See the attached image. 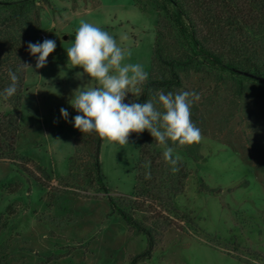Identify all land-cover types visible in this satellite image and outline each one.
<instances>
[{
    "label": "rangeland",
    "instance_id": "374dc122",
    "mask_svg": "<svg viewBox=\"0 0 264 264\" xmlns=\"http://www.w3.org/2000/svg\"><path fill=\"white\" fill-rule=\"evenodd\" d=\"M35 12L40 33L57 46L45 67L35 68L36 54L25 68L16 154L33 175L0 161V215L7 221L0 245L9 244L3 264H127L145 249L146 237L134 235L111 212L108 198L94 190L90 154L98 134L74 127L73 117L82 113L71 103L81 90L100 85L71 64L66 49L84 21L131 51L122 66L141 64L150 74L161 12L153 0H49L37 3ZM182 79L183 91L200 96L194 103L202 118L203 160L175 148L186 167L182 193L167 199V189L157 186L140 198L135 216L157 223L159 233L151 257L138 264H264L262 86L244 81L239 92L231 75L206 71L191 70ZM130 91L125 103L136 102L141 92L139 85ZM7 109L0 101V113ZM139 144L148 151L141 164ZM164 151L165 145L153 146L145 135L126 145L102 139L100 173L111 195L133 202L128 195L137 178L149 184L157 176L155 167L166 166ZM147 171L151 179H145ZM202 183L213 191L202 189Z\"/></svg>",
    "mask_w": 264,
    "mask_h": 264
},
{
    "label": "trees",
    "instance_id": "16d2710c",
    "mask_svg": "<svg viewBox=\"0 0 264 264\" xmlns=\"http://www.w3.org/2000/svg\"><path fill=\"white\" fill-rule=\"evenodd\" d=\"M49 0H0V101L8 104V109L0 113V161H7L19 172L32 176L28 167L20 163L16 154V143L21 133L19 112L25 90V68L23 63L32 62L27 45L37 43L39 29L36 24V5L47 4ZM161 12L155 29L152 48V70L148 80L140 87L139 99L144 103L158 99L159 93H178L183 91V74L194 72L227 73L235 81L237 89L243 90L244 81L257 83L264 91V0H153ZM9 69L19 75V88L15 95L5 98L4 90L10 85ZM254 75V76H252ZM157 110L164 112L162 105L156 103ZM191 120L196 127L201 125L196 105L191 109ZM147 137L153 146L157 141L146 129L142 133H130L129 138ZM102 138L97 135L93 140L90 154L92 161L91 180L94 190L108 198L111 212L118 214L131 228L134 235L146 237V247L130 257L127 264H138L151 257L156 245L157 223H146L135 216L140 198L152 189H167V199L182 193L186 174L184 162H179V171L173 173L166 162L165 167H155L157 176L149 184L137 178L132 194L133 202L127 197L110 193L105 185L99 164ZM167 146L180 149L194 161L203 160L198 153V144L179 145L170 139ZM139 163L148 153L144 145L137 146ZM139 168V167H138ZM140 169V168H139ZM155 178L157 180H155ZM158 186V187H157ZM161 186V188H160ZM201 188L213 191L201 184ZM7 224L0 215V234ZM8 243L0 245V264H3L8 251Z\"/></svg>",
    "mask_w": 264,
    "mask_h": 264
},
{
    "label": "clouds",
    "instance_id": "9594fccd",
    "mask_svg": "<svg viewBox=\"0 0 264 264\" xmlns=\"http://www.w3.org/2000/svg\"><path fill=\"white\" fill-rule=\"evenodd\" d=\"M56 46L55 40L51 39H45L42 43H28L30 54H39L36 69L47 65V58ZM66 50L71 64L81 66L84 73L100 85L81 90L75 96L71 105L82 115L73 117L74 127L83 134L95 132L100 138L119 145L129 144L130 133L140 134L147 129L159 144L165 145L164 159L173 173L178 172L180 157L175 154L174 147L167 146V141L170 139L179 145L200 143L201 131L193 124L190 111L193 103L200 99L199 94L194 91L160 92L158 99L125 103L127 94L132 93L130 89L145 83L149 73L141 64L122 66L121 61L125 55L131 56V51L125 52L111 35L84 21L77 30L74 45ZM8 75L11 83L4 90L6 99L16 94L20 79L17 72L11 69ZM156 103H160L165 111L157 110ZM60 113L67 121V109L62 107ZM145 179H151L150 171L145 173Z\"/></svg>",
    "mask_w": 264,
    "mask_h": 264
},
{
    "label": "built area",
    "instance_id": "2783aa9c",
    "mask_svg": "<svg viewBox=\"0 0 264 264\" xmlns=\"http://www.w3.org/2000/svg\"><path fill=\"white\" fill-rule=\"evenodd\" d=\"M40 37H41L42 39H45V38H46V36H45L43 33H40Z\"/></svg>",
    "mask_w": 264,
    "mask_h": 264
},
{
    "label": "water",
    "instance_id": "95a60500",
    "mask_svg": "<svg viewBox=\"0 0 264 264\" xmlns=\"http://www.w3.org/2000/svg\"><path fill=\"white\" fill-rule=\"evenodd\" d=\"M252 76H254V75H252ZM254 77L259 79V80H264V78H262V77H257V76H254Z\"/></svg>",
    "mask_w": 264,
    "mask_h": 264
}]
</instances>
